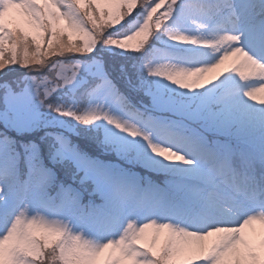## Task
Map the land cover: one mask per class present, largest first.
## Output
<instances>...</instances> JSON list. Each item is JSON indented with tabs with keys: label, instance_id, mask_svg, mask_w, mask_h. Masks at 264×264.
Masks as SVG:
<instances>
[{
	"label": "rangeland",
	"instance_id": "obj_1",
	"mask_svg": "<svg viewBox=\"0 0 264 264\" xmlns=\"http://www.w3.org/2000/svg\"><path fill=\"white\" fill-rule=\"evenodd\" d=\"M92 1L112 13L121 1L135 0ZM162 1L158 0L155 6ZM232 1L234 6L230 12H220L222 16L228 14L227 28L215 26L217 29L211 33L198 34V42L205 43V56L202 54L201 60L190 65L165 61L158 78L170 90H181L185 96H191L218 79L225 70H231L224 78V85L230 87L234 84V87L221 95L223 103L217 110L209 111L201 118L207 131L222 136L242 135L245 138L264 125V0L261 3L250 0L252 9L246 6V0ZM73 3L70 0H0V84H6V91L0 88V97L3 104L13 111V117L7 118L12 120L15 130H24L40 119L80 111L79 104L76 103L74 107L72 100L70 103L64 95L67 93L66 84L77 81V70L83 68L64 70L58 67L57 70L53 63L56 52L68 48L78 51L80 45L85 50L95 47L94 26L82 18ZM152 13L153 9L149 15ZM45 18L48 20L45 21ZM142 22L136 23L130 32L121 34V42L133 45L143 34L145 24ZM175 22L167 42L192 46L195 37L191 34L194 31H190V34L182 29L178 21ZM48 62H51L50 65H47ZM138 65L136 63L131 73L137 71ZM34 69L41 72V79L34 81L29 77L28 74ZM111 70L115 71L114 68ZM23 75L28 76L21 78ZM252 80H257L259 84L253 88L235 90L237 86ZM103 85L106 86L105 83ZM214 91L215 85L206 87L198 106L189 117L204 108V102L213 96ZM91 97L80 113L81 120L87 125L93 123L97 128L100 126L106 140L125 147L148 134L154 136L151 128H145L129 117L131 114L128 111L125 113L119 99L100 91ZM33 98H44V107L41 108V101L34 102ZM76 115L72 114L73 117ZM166 127L169 128V125ZM51 134L49 129L41 132L42 136L48 138ZM180 137L177 135V142L165 138L162 146L154 144L146 153L145 161L159 167L180 161L179 174L198 172L202 167L201 160L208 159L209 151L204 141L195 138L183 147V137ZM45 140L48 142L47 138ZM259 140L264 147V136ZM49 142L53 143L61 159L69 163L73 160L87 177L92 178L99 191L111 184L112 169L79 153L76 145L67 137L57 134L56 139L49 138ZM8 143L7 139L0 137V205L8 204L14 198L15 211L6 227L0 223L2 264H37L32 258L39 254L38 247H47L48 242L60 233L65 234L66 240L64 252L61 253L64 264H103L105 258L108 264H155V257L146 255L142 246L146 245L153 252L159 250L162 239L169 232H177L181 240V243L177 240L173 244L178 249L177 257L190 256L191 264H264V156L258 152L247 160L244 155L232 156L236 170L242 168L243 164L246 166L243 175L250 173L247 186L252 183L253 198L257 199H250L244 192L232 189L223 182L220 174L219 178L214 177L213 183V187L220 192L207 191L195 201V207L192 206L194 212L189 211L188 216H182L184 218L181 220H172L166 216L160 217L150 207H146L147 213L139 214L138 210L144 209L145 202H133V186L131 191L120 197L124 198L120 201L123 203L125 224L118 228L114 226L117 223L113 224V220L108 219L109 214L94 218L77 211L74 206L77 196L69 197L67 190L64 192L67 200L65 208L50 212L44 197L52 177L40 164L37 147L32 149L27 187H24L23 199L18 201L14 196V176L18 165L8 156ZM226 178L229 179L228 175ZM195 188L201 192L199 187ZM221 193L238 199L230 201ZM236 208L244 210L241 215L234 214ZM221 220L229 224L223 235L217 229ZM203 227L207 228L206 232L201 230ZM234 229L237 230L234 233L236 239L232 241L227 235ZM152 230L156 231L153 237ZM205 257H209V262L203 261Z\"/></svg>",
	"mask_w": 264,
	"mask_h": 264
},
{
	"label": "trees",
	"instance_id": "obj_2",
	"mask_svg": "<svg viewBox=\"0 0 264 264\" xmlns=\"http://www.w3.org/2000/svg\"><path fill=\"white\" fill-rule=\"evenodd\" d=\"M70 1L74 2L73 4L77 7L82 18L94 26L96 36L94 40L96 44L92 50H85L80 45L78 51L68 48L62 52H56L57 56L54 55L55 60L53 63L57 70L60 67H63L64 70L71 69V67L75 69L78 67L83 68L79 71L76 69L77 75H75V78H79L77 81H69L66 84L67 93L64 96L67 97L70 103V100H72L74 107L78 101L80 91H86L87 88L97 82L102 84L101 90L103 92H107L109 95L113 93L116 95L121 94L120 103L125 108L130 107L126 100L139 103L143 107L144 112H134L133 114L138 118L145 119V112H148L151 115H155L156 118H167L168 120L181 123L189 133L193 132V128L200 129L203 133H206L202 128L203 119L199 117V115L207 113L206 107L198 114L189 117V114L194 111L201 93L185 96L181 90H170L159 81L158 73L162 66H147V60L156 53L155 48L168 43L169 31L168 21H165L166 14L174 13V8L178 6L177 2L182 0H168L165 5V8L167 7L165 11L160 10L158 7L150 15H148L151 11L149 8L154 7L156 0L121 1L117 10L112 12H117L115 15L107 8L96 5L92 0H84V2L81 0ZM143 19H145L144 31L142 35L138 36L135 43L130 45L121 42V34L130 32L133 23ZM44 20L47 21L48 19L45 18ZM200 44L196 39L192 43L193 46ZM109 46L111 49H109ZM181 48H184V45ZM50 63L48 62L47 65H50ZM136 63L139 64L137 71L131 73V69ZM111 68H114L115 71L111 70ZM143 74H145L144 85ZM28 75L34 81L42 78L41 72L37 69H34ZM28 75H23L21 78ZM0 88L6 91V84H0ZM1 99L2 97H0L2 103L0 109V137L9 141V158L14 160L18 165V169L20 168L21 170L22 166H29L32 149L37 147V158L46 170L50 169L52 178H54L53 184L51 182L49 186V193L52 192V188L55 186L57 176L63 178L66 183L65 187L72 194L78 193L79 210L86 216L100 217L98 212L92 213L90 211L91 203L97 200L104 202L107 198L111 201L113 198L110 197L111 189L106 188L103 191H99L91 179L85 178L82 171H79L76 166L68 161L61 159L56 154L53 143L49 142V138L53 140L55 135H51L52 137L49 136V138L48 136H42V130L48 131L49 129L52 134L58 132L63 136L69 137L70 141L77 146L81 153L101 161L103 164H108L120 177L125 178V190L132 181L139 179L140 182H144L152 188L154 196L159 197L163 191L162 188H168L169 191L175 190L176 192L175 197L169 195V198L180 201L178 196L188 188L187 182L174 183V180L178 178V172H180V161L165 167L151 165L145 161L146 153H148L150 146L152 147L149 140L146 141L139 138L136 142L125 147L118 146L106 140L100 126L97 128L93 123L90 125L84 124L80 117L81 111L76 113L64 112L57 118L40 119L37 122L30 123L24 130H15L11 124L12 120L7 118L13 117V111L6 107ZM33 101L37 103L41 101V108L44 107V98H33ZM62 101L67 103L66 100H61L60 102ZM72 114L77 115L73 117ZM206 137L209 138V142H213L216 139V135L213 132L206 133ZM45 138L48 139V142ZM23 178V174L20 175L19 182ZM161 200L165 205V199ZM164 205L163 208L165 207ZM11 212L12 210L9 206H0V218L3 223L8 221ZM151 236H154V232L151 233ZM162 240L159 250L155 252L150 251L146 245L142 246L146 254L155 257V264H187L189 262L190 257L184 258L185 255L181 259L177 257L178 249L173 245L174 241H177L176 238H172L168 234ZM50 241L47 247H38L39 254L32 259L37 264H64L61 253L62 251L64 252L63 246H66L65 234H57ZM177 242L180 243V241ZM44 243L46 242L44 241ZM43 245L45 244L41 246ZM0 264L2 263L0 262ZM103 264H108V259L106 260L105 258Z\"/></svg>",
	"mask_w": 264,
	"mask_h": 264
},
{
	"label": "bare ground",
	"instance_id": "obj_3",
	"mask_svg": "<svg viewBox=\"0 0 264 264\" xmlns=\"http://www.w3.org/2000/svg\"><path fill=\"white\" fill-rule=\"evenodd\" d=\"M164 56H165V55H164ZM95 162H100V163H102L101 161H98V160H96V159H95ZM105 165H107V166L109 167L108 164H105ZM230 169H231V168H230ZM234 172H236V171H231V173H228V178H229V176H230V182H231V180H232V181H235L236 173H234ZM239 175H240V171H239ZM231 178H232V179H231ZM129 191H131V189H129ZM244 209H246V208H244ZM243 211H244L243 209L241 210V209H239V208H236V209L233 210L234 214H237V215H241ZM228 226H229V224H227L225 221L221 220V221L219 222L218 226H217V229L219 230V233L222 234V233H224V232L227 230ZM201 230H202L203 232H206V231H207V228H204V227H203ZM236 231H237L236 229L232 230V231L227 235V237H229V239H231V240L233 241L234 239H236V234H234ZM222 235H223V234H222ZM239 240L241 241V239H239ZM249 242H250V241H249Z\"/></svg>",
	"mask_w": 264,
	"mask_h": 264
}]
</instances>
